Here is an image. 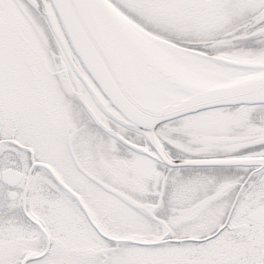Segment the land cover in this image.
Here are the masks:
<instances>
[{
    "label": "snow or ice",
    "instance_id": "1",
    "mask_svg": "<svg viewBox=\"0 0 264 264\" xmlns=\"http://www.w3.org/2000/svg\"><path fill=\"white\" fill-rule=\"evenodd\" d=\"M0 264H264V0H0Z\"/></svg>",
    "mask_w": 264,
    "mask_h": 264
}]
</instances>
